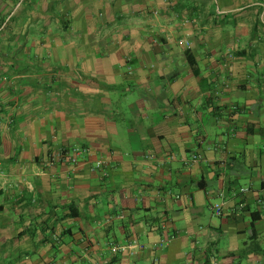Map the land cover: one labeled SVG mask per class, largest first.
Wrapping results in <instances>:
<instances>
[{
	"label": "crops",
	"instance_id": "obj_1",
	"mask_svg": "<svg viewBox=\"0 0 264 264\" xmlns=\"http://www.w3.org/2000/svg\"><path fill=\"white\" fill-rule=\"evenodd\" d=\"M48 2L0 47L6 264H264V0Z\"/></svg>",
	"mask_w": 264,
	"mask_h": 264
},
{
	"label": "rangeland",
	"instance_id": "obj_2",
	"mask_svg": "<svg viewBox=\"0 0 264 264\" xmlns=\"http://www.w3.org/2000/svg\"><path fill=\"white\" fill-rule=\"evenodd\" d=\"M16 4H19V6H17V10L15 11L16 13L14 12L11 20L8 21V26L4 30L0 31V47L2 48L3 46H5L12 59H15L14 57H16L17 59L18 56L22 55L23 52H21V50L24 49L23 43L24 38L26 37V33H31L33 31L30 26H32V28H44L48 27L50 22V20L46 17V14L49 12H47V10L50 5L48 0H26L25 2L20 1L14 4V6L11 8V12L15 10ZM77 6L78 5H75V7ZM79 6H82V3L79 4ZM89 13L93 12L89 11ZM71 27L72 31L68 33L70 39L81 41L84 36L80 34L82 33L80 32V26L74 23ZM46 37V40L48 42L49 36ZM65 37L66 35H64V38ZM26 47H28L26 55L30 60L34 61L36 59H39L41 53H39L36 48H33L32 44L30 45V47ZM45 56L47 57V52H44V57ZM14 68L15 66L6 68L7 73L14 72ZM253 76H255V74H253ZM216 221H218V219H216ZM1 255L5 256L4 258L0 257V264H6L10 262L11 259L6 258L7 253L3 251ZM38 259V257H34L32 261L37 262ZM17 263L23 264L24 259L17 258Z\"/></svg>",
	"mask_w": 264,
	"mask_h": 264
},
{
	"label": "built area",
	"instance_id": "obj_3",
	"mask_svg": "<svg viewBox=\"0 0 264 264\" xmlns=\"http://www.w3.org/2000/svg\"><path fill=\"white\" fill-rule=\"evenodd\" d=\"M186 45H188V44L186 43ZM262 150L264 152V141L262 143ZM73 153H74V155L77 156L80 153V148H75L73 150ZM63 154L64 153H62V152H58L55 156H53L52 160L53 161H55V160H63L66 157V156H64L65 154L64 155ZM70 159H71V163L72 164H74V165L77 164L76 158H73L72 157ZM192 160L196 161L197 158L194 156ZM102 165H103L102 162H97L96 163V168H99L100 169L102 167ZM245 191L246 190H241V192H245ZM259 204L263 205V202L262 201H259ZM212 213L215 216H221V214H222V206L221 205H216V206L212 207ZM160 228L163 231L166 229V227H165L164 224H162L160 226ZM170 240H171V238H164V237H162L161 240H160V243H159V249L166 247V245L170 242ZM113 248H114L115 251H118V250L125 251V250H127L131 254H133L134 253L135 246L130 244V245L123 246V247H117V246H115Z\"/></svg>",
	"mask_w": 264,
	"mask_h": 264
},
{
	"label": "trees",
	"instance_id": "obj_4",
	"mask_svg": "<svg viewBox=\"0 0 264 264\" xmlns=\"http://www.w3.org/2000/svg\"><path fill=\"white\" fill-rule=\"evenodd\" d=\"M196 73V72H195ZM197 74V73H196ZM64 155V154H63ZM65 156V155H64Z\"/></svg>",
	"mask_w": 264,
	"mask_h": 264
}]
</instances>
